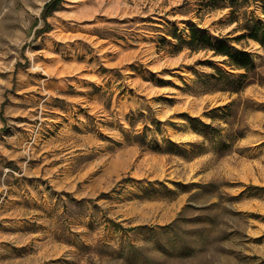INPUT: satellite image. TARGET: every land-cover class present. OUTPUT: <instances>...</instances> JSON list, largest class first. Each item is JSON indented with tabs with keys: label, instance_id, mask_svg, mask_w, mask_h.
I'll use <instances>...</instances> for the list:
<instances>
[{
	"label": "rangeland",
	"instance_id": "1",
	"mask_svg": "<svg viewBox=\"0 0 264 264\" xmlns=\"http://www.w3.org/2000/svg\"><path fill=\"white\" fill-rule=\"evenodd\" d=\"M49 1L0 0V264H264V0Z\"/></svg>",
	"mask_w": 264,
	"mask_h": 264
},
{
	"label": "trees",
	"instance_id": "2",
	"mask_svg": "<svg viewBox=\"0 0 264 264\" xmlns=\"http://www.w3.org/2000/svg\"><path fill=\"white\" fill-rule=\"evenodd\" d=\"M61 0H50L45 4L43 16L47 17L50 12L57 6ZM231 20L233 22L241 21L239 16L235 13V10L232 11ZM239 27L244 32L239 36V38L249 37L252 38L264 46V21L257 20L255 17L247 18L244 22L239 23ZM192 37L188 41L189 44L193 46L194 49L212 46L210 38L205 33L197 32L195 30L191 31ZM205 41V42H204ZM208 44V45H207ZM207 45V46H205ZM212 49H214L216 54H223L228 56V61L231 65L236 68H247L248 65L253 66L254 62L251 59V53L246 50H237L236 53L232 54L229 50V47L226 44H215ZM220 69V68H219ZM221 70V69H220ZM226 76H232L227 73L225 70H222ZM244 75V74H242ZM241 75V76H242ZM233 89H238V86H235Z\"/></svg>",
	"mask_w": 264,
	"mask_h": 264
}]
</instances>
